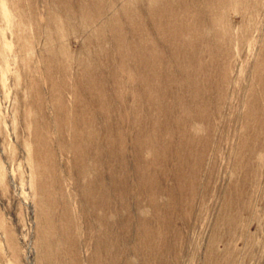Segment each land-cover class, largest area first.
Returning <instances> with one entry per match:
<instances>
[{
  "label": "rangeland",
  "instance_id": "374dc122",
  "mask_svg": "<svg viewBox=\"0 0 264 264\" xmlns=\"http://www.w3.org/2000/svg\"><path fill=\"white\" fill-rule=\"evenodd\" d=\"M0 264H264V0H0Z\"/></svg>",
  "mask_w": 264,
  "mask_h": 264
}]
</instances>
